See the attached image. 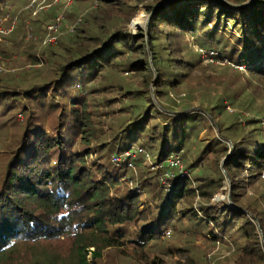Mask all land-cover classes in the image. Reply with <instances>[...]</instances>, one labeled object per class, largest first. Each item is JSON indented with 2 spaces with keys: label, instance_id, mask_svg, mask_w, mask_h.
Here are the masks:
<instances>
[{
  "label": "trees",
  "instance_id": "obj_1",
  "mask_svg": "<svg viewBox=\"0 0 264 264\" xmlns=\"http://www.w3.org/2000/svg\"><path fill=\"white\" fill-rule=\"evenodd\" d=\"M98 1L73 32L59 31L55 45L23 50L36 63L40 50L57 45L45 79L19 93L0 85V106L7 94L25 93L39 98L36 106L58 110L59 125L45 129L44 119L36 122L29 114L6 164L0 183V264H98L104 251L124 249L131 250L130 263L157 264L151 254L167 231L172 239L198 232L223 243L227 264H264V206L247 196V189L258 192L257 183L264 184V105L257 104L263 98L257 88L264 90V0ZM138 5L152 12L149 46L144 36L125 29ZM187 34L196 37L199 48L216 52L212 58L221 65L227 63L223 78L193 83L189 72L196 61L180 39ZM15 42L0 50L17 51L13 68L22 66L24 56ZM239 66L246 80L235 87L229 76H240ZM128 71L140 74L138 79L119 80ZM9 76L0 72V83ZM115 91L122 96V118L104 131L98 122L112 119L115 96L109 93ZM190 91L198 109L190 112V104L176 109ZM225 101L244 112L218 121ZM212 120L216 137L203 142L194 160L211 173L202 176V167L192 162L186 166L189 174H179L166 161L182 152L183 159L191 137L190 144L201 145L196 134L210 131ZM208 148L215 158L207 159ZM138 149L161 165L149 180L136 179L128 166L145 168ZM167 171L173 177L161 178ZM225 178L231 203L219 211L208 202ZM186 249L175 245L168 252L181 256Z\"/></svg>",
  "mask_w": 264,
  "mask_h": 264
},
{
  "label": "rangeland",
  "instance_id": "obj_2",
  "mask_svg": "<svg viewBox=\"0 0 264 264\" xmlns=\"http://www.w3.org/2000/svg\"><path fill=\"white\" fill-rule=\"evenodd\" d=\"M150 4L154 3L156 0H149ZM172 0H164L165 2H170ZM57 2V3H56ZM98 0H71L70 4L63 9L64 7V0H58L54 2L50 1H41V0H26L25 3H11V1L6 0L3 3H0V50L6 48L7 46H10L11 42H15L16 45L20 46V49L23 51H26L30 49L32 51V48L35 47V49H39V43L41 46V49L46 47V43L44 42L48 36H47V26L49 24L54 23V19L56 16H58L61 21L58 26L57 32H56V39L57 36L60 34V30H62L61 35L66 33V31H72L73 27H75L77 21L85 19L86 16H88V13L91 12L94 8L97 9L96 3H98ZM75 4H77V10H73L69 13V9H71ZM24 5V6H23ZM96 5V6H95ZM76 6L75 9H76ZM108 7V6H107ZM99 8V7H98ZM134 15L129 18L128 22L125 24V29L130 34L135 35H142L146 39V44H148V26H149V20L151 18V13L147 11L145 7L142 5H138L136 8H134ZM48 15L47 17L45 15ZM53 14V18H52ZM74 14V15H73ZM140 17V21L137 22L136 19ZM21 20V28H17L19 26ZM40 20V21H39ZM119 21L120 19H115ZM123 23V21H121ZM41 24V30L38 26ZM229 31L234 32L233 29L229 28ZM24 33L23 39H21L22 35ZM60 35V37H62ZM22 41H19V40ZM182 44L186 43L185 48L190 52L193 51L194 59L196 61L195 65L191 67L190 70V78L193 81L194 84L198 85L202 81L205 82L209 79L210 76H215L217 78H223L224 73V63L221 65L219 62H217L215 58H212L213 55L216 54V52L212 50H206L204 48H199V45H195L196 43V37L190 36V35H184L181 38ZM19 42V43H18ZM51 45H55V43H49ZM57 46V45H56ZM49 47L48 49L40 50L37 54L40 56L39 62L34 63L32 61V57L28 55V53L22 52L24 56L20 57V64L22 66L15 63L14 65L17 66L13 68V61L18 57L16 54L17 51H14L13 53H8L9 50L0 51V72L1 74H6L7 72L11 73V76H9L7 79H4L3 77L1 80H3L0 85H5L8 88H16L17 91L15 93L22 92L23 89L31 86L33 83H37L43 79L46 78L49 72L50 68V57H51V51L56 47ZM19 49V50H20ZM37 52V51H36ZM148 55H149V62L152 65L153 70V78L157 79V76L155 75V69L153 68L152 63V54L150 49H148ZM16 56V57H15ZM199 59L201 62H199ZM225 62V60H224ZM244 67L239 66V69L242 71L241 75L237 76L234 73H231L229 78H232L235 80L234 86L241 85L242 80H246V78H243L244 75ZM140 74H136L133 71L128 72H122L120 74L119 80H137ZM3 76V75H1ZM118 80V79H117ZM5 82V83H3ZM151 96L153 100L158 103L157 97H156V90L151 84ZM74 91H76V88H72ZM3 91V90H2ZM257 91L262 94L263 98L261 101H259L257 104L264 105V93L263 89L261 90V86L257 88ZM7 92V91H6ZM217 92V91H216ZM215 92V93H216ZM110 95H114L115 97H112V107L114 108L112 110V119L103 120L98 122L97 127H103V130H108L110 126V122L113 124L117 121L121 120V114L122 111L121 105L122 96L118 97L117 92L109 93ZM181 94V93H180ZM182 93L180 96H183ZM106 95V94H105ZM194 93L192 91L189 92L187 96H183V98H186V100H181L177 104V108H182L186 104H190L192 107L189 110L190 112L196 111L198 109V104L196 100H193ZM28 95L22 94L17 95L16 97H12V95H6L5 101L2 102V105L0 106V183L2 174L5 170L6 164L10 157H12V153L15 150L23 132H24V125L27 120V116L30 114L33 116V120L36 122L41 121L44 119V121L47 123L49 127H45V129L53 128V127H59V125L55 122L57 120V111H52L50 108L43 109L38 106H36L37 100L39 98L37 97H27ZM104 95L101 94L100 97H103ZM174 96V93H173ZM99 97V98H100ZM225 100V98H224ZM6 104V105H5ZM159 104V103H158ZM225 108L222 112L221 116H219L218 121L226 122L234 118V116H239L238 114L241 112H244L242 107H236L235 105H232L229 101H225ZM5 106V107H4ZM105 110L103 116H106V108H103ZM187 111V112H189ZM239 112V113H237ZM248 114V113H247ZM245 114V115H247ZM98 129V128H97ZM216 126L215 122L212 120V128L210 131H198L196 134V141L201 142V145L197 142H193L190 144L191 140L194 139L191 137L186 143V149L184 151V158L181 159V154L178 155V158L181 160L182 165L178 166L174 170H176L181 175H187L189 174L186 166L188 163L196 162L198 167H202L200 173L202 176H207L211 173L209 168H206V164L201 163V161L197 162L194 161L197 156V150L204 144L203 142L208 140L209 138L216 137ZM135 153V151H134ZM134 153H131L132 156H134ZM138 154L144 155V163L145 167L144 169H141L142 166L134 167V165L131 163L129 168L133 170L136 174V179L139 178H145L146 180L150 179V176L153 174L157 169H160L161 165H154L152 162V156L150 153H148L147 150L144 149H138ZM128 154V152H126ZM207 159L215 158L214 153L209 150V148L204 152ZM177 155V154H175ZM168 160L166 161V163ZM197 170V169H196ZM175 171V172H176ZM196 171H193V174ZM155 174V173H154ZM166 177H173L172 172L167 171L163 173V175L160 174V177L163 178ZM264 177V175H263ZM262 177V178H263ZM163 181V180H162ZM256 187L258 188V192L253 189H247V196L252 201H255V203H259L262 206H264V184L258 182ZM231 184L230 181L225 178L222 186L220 189H218L208 202L209 205H212L213 208L222 211L225 207L229 206L231 203ZM144 198H142V203L144 202ZM196 205H198L199 199H195ZM205 203V204H208ZM202 204V203H201ZM204 204V203H203ZM184 221V225H185ZM169 231H167L165 237L162 240V243L158 245L156 250V255L154 253L151 254V257L154 256L153 260L157 262V264H216L215 260H224V264H227L226 259L229 257V252L225 251V245L221 242H214L212 239H208L202 235H200L198 232L192 234L191 237L188 236V234H180L177 238H171L168 236ZM189 238V239H188ZM175 245H182L184 248H187L184 252V255L178 256L174 252H172L171 247ZM156 248V247H155ZM125 251L120 250H106L103 252L102 258L98 261V264H135V262L131 259V263L126 258H129V256L133 257L131 255L130 249H124ZM15 264H26L25 261H19Z\"/></svg>",
  "mask_w": 264,
  "mask_h": 264
},
{
  "label": "built area",
  "instance_id": "obj_3",
  "mask_svg": "<svg viewBox=\"0 0 264 264\" xmlns=\"http://www.w3.org/2000/svg\"><path fill=\"white\" fill-rule=\"evenodd\" d=\"M41 1L44 2L45 0H41ZM55 1H58V0H55ZM53 2H54V0H53ZM70 2H71V0H64L63 9L66 8L70 4ZM60 21H61V19L58 16H56L55 19H54V23L49 24V26H47V36H48V38L44 41V42H47L46 44L55 43V41H56V32H57L58 26L60 24ZM168 164H169V166H172V167H178V166H180V164L182 165V162L178 158V156L171 155L169 157V159H168Z\"/></svg>",
  "mask_w": 264,
  "mask_h": 264
},
{
  "label": "bare ground",
  "instance_id": "obj_4",
  "mask_svg": "<svg viewBox=\"0 0 264 264\" xmlns=\"http://www.w3.org/2000/svg\"><path fill=\"white\" fill-rule=\"evenodd\" d=\"M140 20H141L140 17H138V18L136 19L137 22H139Z\"/></svg>",
  "mask_w": 264,
  "mask_h": 264
}]
</instances>
